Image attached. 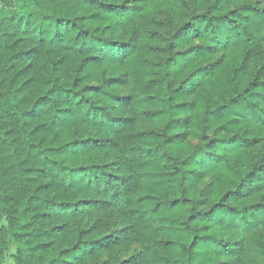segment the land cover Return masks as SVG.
I'll use <instances>...</instances> for the list:
<instances>
[{
    "label": "trees",
    "instance_id": "16d2710c",
    "mask_svg": "<svg viewBox=\"0 0 264 264\" xmlns=\"http://www.w3.org/2000/svg\"><path fill=\"white\" fill-rule=\"evenodd\" d=\"M264 4L0 0V264H264Z\"/></svg>",
    "mask_w": 264,
    "mask_h": 264
},
{
    "label": "rangeland",
    "instance_id": "374dc122",
    "mask_svg": "<svg viewBox=\"0 0 264 264\" xmlns=\"http://www.w3.org/2000/svg\"><path fill=\"white\" fill-rule=\"evenodd\" d=\"M260 3H263L264 4V0H258ZM263 50H264V47H263ZM5 264H15L12 260V258L7 255L6 258H5Z\"/></svg>",
    "mask_w": 264,
    "mask_h": 264
}]
</instances>
